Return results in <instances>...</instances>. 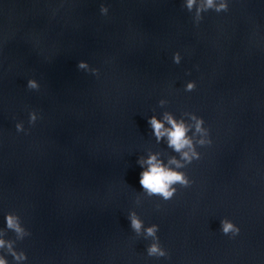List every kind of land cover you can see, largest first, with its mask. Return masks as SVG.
Listing matches in <instances>:
<instances>
[{
  "label": "water",
  "instance_id": "obj_1",
  "mask_svg": "<svg viewBox=\"0 0 264 264\" xmlns=\"http://www.w3.org/2000/svg\"><path fill=\"white\" fill-rule=\"evenodd\" d=\"M182 3L0 0V229L20 216L25 264H264V0H229L198 26ZM164 111L203 118L212 140L169 201L144 196L137 164L175 155L147 123ZM130 211L159 226L169 258L147 256Z\"/></svg>",
  "mask_w": 264,
  "mask_h": 264
},
{
  "label": "clouds",
  "instance_id": "obj_2",
  "mask_svg": "<svg viewBox=\"0 0 264 264\" xmlns=\"http://www.w3.org/2000/svg\"><path fill=\"white\" fill-rule=\"evenodd\" d=\"M182 8L188 13L193 14V22L198 26L203 20V14L214 11L217 14L229 11V0H183ZM109 8L101 5V15L107 16ZM182 56L179 52L173 54V62L177 65L181 63ZM79 70L90 72L93 75H99L97 69L91 68L86 62H78ZM190 75V73H187ZM29 90L39 91L40 85L34 80L27 81ZM196 90V83L188 82L184 88L186 92ZM168 101L161 99L158 106L164 108ZM41 117L35 110L29 112L28 123L34 126ZM157 144L165 143L168 149H171L175 155H168L166 160L163 152L149 151L146 156H139L137 164L142 171L139 174V184L144 196L151 199L159 197L163 201L171 200L177 194L179 188H190L192 181L186 172L182 171L191 165L194 161L201 159V153L198 148L211 146L210 130L205 127L203 118L192 112H183L181 118L177 119L173 113L164 111L160 118L156 115L147 120ZM17 133L29 134L25 129L23 122L16 123ZM135 203L140 205L141 199L138 196ZM159 209L160 205H156ZM130 221L131 231L137 237H143L144 240H151L146 248L147 256L150 258H169L168 251L161 245L159 236V226L152 224L145 227L144 221L136 211H130L127 216ZM6 228L0 229V264H9L8 256L12 257V264H25L28 257L23 250H17V243L22 242L31 233L23 226V222L18 214L8 213L5 216ZM220 230L223 235L234 238L240 233L231 220L224 218L220 221ZM14 234V239H6L8 233Z\"/></svg>",
  "mask_w": 264,
  "mask_h": 264
}]
</instances>
